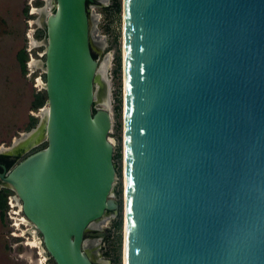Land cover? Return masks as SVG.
Here are the masks:
<instances>
[{
  "label": "water",
  "instance_id": "1",
  "mask_svg": "<svg viewBox=\"0 0 264 264\" xmlns=\"http://www.w3.org/2000/svg\"><path fill=\"white\" fill-rule=\"evenodd\" d=\"M49 2L46 105L0 188L54 264H110L86 243L119 208L93 0ZM123 152V264H264V0H123Z\"/></svg>",
  "mask_w": 264,
  "mask_h": 264
},
{
  "label": "rangeland",
  "instance_id": "2",
  "mask_svg": "<svg viewBox=\"0 0 264 264\" xmlns=\"http://www.w3.org/2000/svg\"><path fill=\"white\" fill-rule=\"evenodd\" d=\"M49 1L0 0V147L10 146L13 140L34 127L40 116L39 108L46 105L44 102L40 107L34 106L36 91L27 77L26 67L24 73L20 67L18 54L20 50L26 52L28 47L26 34L30 28L29 23H32L31 29H34L33 37L36 41L43 37L44 31L38 26L36 19L39 8L46 6L49 10L51 4ZM99 1L100 3L89 6L90 37L93 56L97 60L101 77L106 78L109 84L113 118L109 136L114 144L112 158L116 170L113 197L117 200L119 208L116 217L94 224L95 228H104L107 234L103 238L87 240L86 243L100 242L98 252L105 260H109L110 264H123V0ZM30 9L35 14L30 15ZM26 55L28 58L27 52ZM95 87L97 101L102 102L104 98L106 99L107 84L102 81ZM41 93L45 96V92ZM96 106L100 104L97 103ZM32 118L36 120L33 121ZM43 146L45 142L31 151ZM24 156L25 154L19 158ZM2 193L6 197L9 192ZM7 209V205L0 208V264H42L45 254L40 245V234L35 233L31 227L25 231L21 228L23 223L20 222L16 224L15 229L20 231L18 236L21 237L13 236L11 232L14 229L10 227L6 216ZM22 219L24 220V218L16 220ZM49 262L53 264L51 260Z\"/></svg>",
  "mask_w": 264,
  "mask_h": 264
},
{
  "label": "built area",
  "instance_id": "3",
  "mask_svg": "<svg viewBox=\"0 0 264 264\" xmlns=\"http://www.w3.org/2000/svg\"><path fill=\"white\" fill-rule=\"evenodd\" d=\"M29 14L33 15L35 14V12H33V10L30 9ZM31 26L32 23H29L30 28L28 30V33L26 34L28 38V47L26 48L28 58L25 61V67L27 69V77L31 80L32 87L34 88L36 93H39V92H44L45 79H44V70L43 68L37 66V63L42 62L44 60L45 47L42 45L35 44L36 39L33 37L34 29L33 28L31 29ZM39 109L41 110L42 108ZM18 204H20V201L18 200L16 194H14L12 191L6 194V205L8 207V209L6 210V216L8 217L10 227L14 229V231L11 233L15 237H21L18 236L20 234V231L15 229L17 226L16 224L17 223L19 224L21 220H16V219L24 218L25 221H22L23 225H21V228H23L25 231L29 230L30 227L32 228V225L29 222V220L23 215L21 208L18 211ZM36 252H38V250H36ZM44 254L45 256H43L42 264H50L49 260L51 258L46 253ZM38 259H39V255H38Z\"/></svg>",
  "mask_w": 264,
  "mask_h": 264
},
{
  "label": "trees",
  "instance_id": "4",
  "mask_svg": "<svg viewBox=\"0 0 264 264\" xmlns=\"http://www.w3.org/2000/svg\"><path fill=\"white\" fill-rule=\"evenodd\" d=\"M27 59V55L26 52L24 50H20L19 54H18V62L20 64V67L23 71V73L25 72V61ZM34 106L35 107H40L46 100V96H43V94L41 92L36 93V95L34 96ZM33 121L36 120V118H32ZM2 190L0 191V208H2L4 205L6 207V203H5V195H3L2 192H10V190L8 189H4L1 188ZM52 261V263L54 264L53 260L50 259Z\"/></svg>",
  "mask_w": 264,
  "mask_h": 264
},
{
  "label": "flooded vegetation",
  "instance_id": "5",
  "mask_svg": "<svg viewBox=\"0 0 264 264\" xmlns=\"http://www.w3.org/2000/svg\"><path fill=\"white\" fill-rule=\"evenodd\" d=\"M94 3H100L99 0H93V2H88L87 5L90 6L91 4H94ZM0 164H4L6 165L7 167L9 166H12L13 162L11 160H9L6 156H3V155H0ZM0 171H1V168H0ZM93 228H95L93 226ZM92 239H96V237H89V240L90 241H93Z\"/></svg>",
  "mask_w": 264,
  "mask_h": 264
},
{
  "label": "bare ground",
  "instance_id": "6",
  "mask_svg": "<svg viewBox=\"0 0 264 264\" xmlns=\"http://www.w3.org/2000/svg\"><path fill=\"white\" fill-rule=\"evenodd\" d=\"M95 94H96V93H95ZM105 102H106V99L104 98V99L102 100V104H101V105L105 104ZM123 171H124V170H123ZM20 208H21V204H18V211L20 210ZM22 221H25V220L22 219L21 222H22ZM32 229L35 231V233H37L35 228L32 227ZM39 241H40V239H39ZM33 244H34V243H33ZM31 246L34 247V245H31ZM42 253H43V252H42Z\"/></svg>",
  "mask_w": 264,
  "mask_h": 264
}]
</instances>
